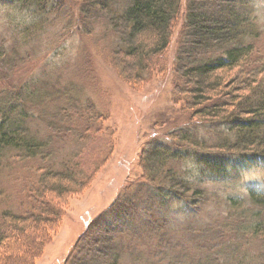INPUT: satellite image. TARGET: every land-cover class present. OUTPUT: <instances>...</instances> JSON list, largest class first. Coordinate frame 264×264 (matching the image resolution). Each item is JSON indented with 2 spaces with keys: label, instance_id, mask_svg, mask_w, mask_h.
<instances>
[{
  "label": "trees",
  "instance_id": "trees-1",
  "mask_svg": "<svg viewBox=\"0 0 264 264\" xmlns=\"http://www.w3.org/2000/svg\"><path fill=\"white\" fill-rule=\"evenodd\" d=\"M0 1L44 12L39 23L58 19L62 38L75 32L87 38L98 23L105 22L107 30L118 39L113 48L116 69L133 84L167 71L165 56L174 26L180 21L172 68L175 103H183L191 124L222 129L203 138L186 133L176 136L180 142L174 143L189 146L200 163L221 173L227 170L229 157L233 155L264 163V24L258 21L254 0ZM15 52L13 47L10 50L5 46V41H0V65L6 66L0 67V74L3 73L0 80L9 78L7 73L12 75L19 62L25 61L24 57L13 60L10 56ZM47 89L39 78L0 88V178L10 159H45L54 152L50 148L51 137L41 133V125L65 132L72 129L67 122H74L73 116L79 109L76 93L71 88L58 92L55 102L49 104L45 100L54 97ZM91 107L89 104L88 108ZM176 157V150L164 146L145 150L141 161L143 177L137 185L141 188L134 194L124 190L105 213L97 216L64 264H122L126 251L147 238H160L152 246L155 255L150 258L151 264L161 262L158 251L164 256L173 253L177 243L166 238L165 232L160 235L165 221L154 219L152 207L165 193L183 200L192 209H198L205 197L203 190L194 188L179 172L167 166ZM68 164L61 171L49 169L54 173L47 172L34 182L31 187L34 202L27 216L9 210L1 212L0 248L12 243L8 242L11 237L20 236L18 232L25 234L27 225L20 222L28 220L27 224H35L59 215L55 205L61 204L53 206L47 200L49 194L79 195L84 191L82 187L86 189L90 185L89 177L69 178L75 174ZM144 188L150 194L147 201H152L153 206L139 199ZM5 195V189L0 186V198ZM250 200L264 206V195L252 193ZM140 209L149 214L145 222L139 216ZM258 217L242 222V231L264 237V219ZM180 253L164 264H189L184 260L186 255ZM242 253L238 250L237 261ZM219 263V256L208 254L207 258L203 255L191 264Z\"/></svg>",
  "mask_w": 264,
  "mask_h": 264
},
{
  "label": "rangeland",
  "instance_id": "rangeland-1",
  "mask_svg": "<svg viewBox=\"0 0 264 264\" xmlns=\"http://www.w3.org/2000/svg\"><path fill=\"white\" fill-rule=\"evenodd\" d=\"M254 4L263 25L264 0H254ZM43 13L0 1V41L16 51L10 56L13 60L25 58L13 76L7 73L9 78L0 80V88L39 78L54 97L46 102L54 103L58 92L71 88L79 98V109L73 116L74 122H67L72 126L68 132L41 125V133L51 137L50 148L54 152L50 157L10 159L0 178L6 194L0 198V214L9 210L27 216L34 202V182L47 172L61 171L67 163L75 174L69 178L89 177L91 183L86 189L82 187L84 191L79 195L49 194L47 200L52 205L61 204L55 205L59 215L54 218L48 213L53 215L51 220L35 224H27L28 220L20 222L27 225V231L18 232L20 236L11 237L8 242L12 243L0 248V264H64L97 216L105 213L124 190L134 194L141 188L137 185L143 177V152L162 146L176 150L178 155L167 166L194 188L203 190L205 197L198 209H192L183 200L165 193L153 206L152 201H147L150 194L146 188L140 191L139 199L153 206L154 219L165 221L160 235L165 232L166 238L177 243L173 250L176 254L169 251L173 253L164 256L158 251V264L167 263L180 252L189 264L203 255L207 258L208 254L219 256V264H264V237L246 234L241 227L242 222L254 221L258 216L264 219V206L250 200L252 193L264 195V163L233 155L227 170L221 173L200 163L189 146H176L180 142L176 136L187 133L203 138L222 129L191 124L183 103H175L172 68L181 22L174 26L165 56L167 71L133 84L116 69L113 48L118 39L107 30L105 22L98 23L87 38L78 32L62 38L58 19L39 23ZM89 104L93 107L88 108ZM139 211L143 222L149 219L146 210ZM155 241L158 244L160 238L135 243L134 248L126 251L122 264H151ZM238 250L243 252L242 262L236 260Z\"/></svg>",
  "mask_w": 264,
  "mask_h": 264
}]
</instances>
